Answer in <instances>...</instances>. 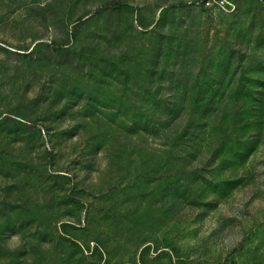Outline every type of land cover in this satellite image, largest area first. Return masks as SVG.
Listing matches in <instances>:
<instances>
[{
	"label": "rangeland",
	"instance_id": "1",
	"mask_svg": "<svg viewBox=\"0 0 264 264\" xmlns=\"http://www.w3.org/2000/svg\"><path fill=\"white\" fill-rule=\"evenodd\" d=\"M209 1L0 0V264H264V1Z\"/></svg>",
	"mask_w": 264,
	"mask_h": 264
},
{
	"label": "trees",
	"instance_id": "2",
	"mask_svg": "<svg viewBox=\"0 0 264 264\" xmlns=\"http://www.w3.org/2000/svg\"><path fill=\"white\" fill-rule=\"evenodd\" d=\"M205 2H207V0H203V4H205ZM174 6L183 7V6H188V4L181 2V3H178V4H174ZM109 8L118 9V10H122V9L131 10V11L135 12V14L137 16V20L139 21V23L141 25L144 23V17H143L142 11L138 7H135V6H133V5L129 4V3L122 2V1L107 2V3L103 4L100 8H98L97 12H101V11H103L105 9H109ZM53 46H56L57 48L61 47V46H58L56 44H54ZM172 104H173V102H172ZM175 105H177V103Z\"/></svg>",
	"mask_w": 264,
	"mask_h": 264
},
{
	"label": "built area",
	"instance_id": "3",
	"mask_svg": "<svg viewBox=\"0 0 264 264\" xmlns=\"http://www.w3.org/2000/svg\"><path fill=\"white\" fill-rule=\"evenodd\" d=\"M219 3H220V6H222V7H226V1H225V0H221V1H219ZM206 4H207V5H210L211 2L208 0V1L206 2Z\"/></svg>",
	"mask_w": 264,
	"mask_h": 264
}]
</instances>
